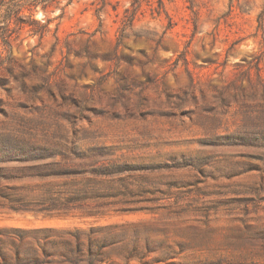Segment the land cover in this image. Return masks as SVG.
I'll list each match as a JSON object with an SVG mask.
<instances>
[{
  "label": "rangeland",
  "instance_id": "obj_1",
  "mask_svg": "<svg viewBox=\"0 0 264 264\" xmlns=\"http://www.w3.org/2000/svg\"><path fill=\"white\" fill-rule=\"evenodd\" d=\"M162 1L0 0V239L22 264H264V0ZM51 186L71 210L9 208Z\"/></svg>",
  "mask_w": 264,
  "mask_h": 264
},
{
  "label": "trees",
  "instance_id": "obj_2",
  "mask_svg": "<svg viewBox=\"0 0 264 264\" xmlns=\"http://www.w3.org/2000/svg\"><path fill=\"white\" fill-rule=\"evenodd\" d=\"M29 6L38 7L42 6L43 10L45 12L48 11L50 6L54 3L61 2L63 0H28ZM68 4L71 5L75 2V0H67ZM145 0H134L132 7L134 10V15L132 16L133 20L135 19V15L137 12H139L142 8V4ZM164 2L160 0V7L157 9H154L157 11L159 15L162 14V12L165 11ZM49 23V22H48ZM49 24H45L40 27L39 30L33 29L32 34L37 35H45L49 32ZM38 161H43L51 158V156H42V157H35ZM53 158V157H52ZM60 166L58 163H53L46 165L44 168V172L46 175H40V178L43 180H48L52 178H57L60 176H63L62 173H58L60 170ZM52 188H49L46 190L44 194L39 195V197H36V199H26L22 194L19 195L17 200L10 201L11 205L13 207H9L10 209L17 211V212H29V213H35V214H42V213H48L53 214L54 212L62 211V210H71V209H63L61 200H60V192L57 191L58 189H55L54 186H51ZM5 205L0 203V207L4 208ZM17 206V207H14ZM24 240V239H23ZM31 247H35L34 244H30ZM23 246L22 245H16L15 249V257L11 256V253L9 252L7 248L6 242L2 241L0 239V264H22L26 258V255L22 252ZM34 249V248H32Z\"/></svg>",
  "mask_w": 264,
  "mask_h": 264
}]
</instances>
